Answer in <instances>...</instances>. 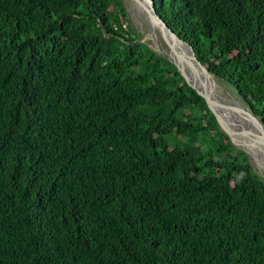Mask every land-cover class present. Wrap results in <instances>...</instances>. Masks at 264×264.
Returning <instances> with one entry per match:
<instances>
[{"label":"trees","instance_id":"16d2710c","mask_svg":"<svg viewBox=\"0 0 264 264\" xmlns=\"http://www.w3.org/2000/svg\"><path fill=\"white\" fill-rule=\"evenodd\" d=\"M154 2L264 122V0ZM0 264H264V179L124 0H0Z\"/></svg>","mask_w":264,"mask_h":264},{"label":"rangeland","instance_id":"374dc122","mask_svg":"<svg viewBox=\"0 0 264 264\" xmlns=\"http://www.w3.org/2000/svg\"><path fill=\"white\" fill-rule=\"evenodd\" d=\"M140 1L141 3L143 2L142 0ZM141 3L138 0H124L128 19L130 21V26L136 34L140 35V39L142 40V42H147L149 46L156 51L165 49L167 55L169 57L171 56L170 58L177 59L176 54H174L175 51L173 48V43H171L167 39L168 37H166V40L163 38L160 31L151 22L148 14L142 8ZM211 80L217 84V95L220 100H223L226 105H230L233 108H238L240 106L243 110H245L246 114L251 115L249 108L240 100V98L232 89H230L226 85L217 82L216 80ZM218 118L223 133L228 136V138L238 149H241L242 151H246L248 153V157L255 172L264 179V162L254 156V154L245 145V143L238 136V134H236L233 129L229 127L220 116H218ZM254 126L258 128L259 133L255 131V129H251L249 131H252V137L255 138V140L259 142L261 146H264V125L255 124Z\"/></svg>","mask_w":264,"mask_h":264},{"label":"bare ground","instance_id":"6f19581e","mask_svg":"<svg viewBox=\"0 0 264 264\" xmlns=\"http://www.w3.org/2000/svg\"><path fill=\"white\" fill-rule=\"evenodd\" d=\"M138 1L141 3L140 0ZM142 1L145 2V0ZM167 39L173 43L176 58H180L179 60L194 74L202 87V92L214 101V103H212V109L217 117L220 116L224 122L238 134L254 156L264 162V146H261V144L252 137V131H249L255 129V131L259 133L258 128L254 126L255 123L251 120V116L246 114L245 110L240 106L238 108H233L230 105H226L223 100H220L217 95V84L211 80L212 78L206 72L196 65L190 55L189 48L185 44L173 40L169 36Z\"/></svg>","mask_w":264,"mask_h":264},{"label":"water","instance_id":"95a60500","mask_svg":"<svg viewBox=\"0 0 264 264\" xmlns=\"http://www.w3.org/2000/svg\"><path fill=\"white\" fill-rule=\"evenodd\" d=\"M142 8L144 9V11H146V13L148 14L151 22L156 26V28L160 31L161 35L163 36V38L166 40V37H170L173 40H176L178 42H181L183 44H185L190 51V55L192 57V59L194 60V62L196 63V65H198V67L203 70L204 72H206L213 80L214 78L211 76V74L209 73V71L199 62V60L196 58L193 49L186 44L183 40H181L167 25L166 23L162 20V18L158 15L157 11H156V7H155V2L154 0H145V2L141 3ZM158 52L163 56V58L172 63L178 70V72L180 73V75L182 76V78L192 87L194 88L197 93L203 97L206 100V103L208 105V107L210 108V110L212 111V113L215 115L219 126H220V122H219V118L217 117V115L215 114L214 110L212 109V103H214V101L212 100V98H210L209 96H207L206 94H204L202 92V87L199 83V81L197 80V78L194 76V74L186 67L185 64H183L179 58L172 59L170 58L165 49H161L158 50ZM250 110V109H249ZM250 116H251V120L255 123V124H261L264 125V122L259 119L258 117H256L252 111L250 110ZM221 128V127H220ZM222 130V129H221ZM247 155L248 153L246 151H244Z\"/></svg>","mask_w":264,"mask_h":264},{"label":"built area","instance_id":"2783aa9c","mask_svg":"<svg viewBox=\"0 0 264 264\" xmlns=\"http://www.w3.org/2000/svg\"><path fill=\"white\" fill-rule=\"evenodd\" d=\"M127 30V25L125 24V22L123 20H120V24L119 25H115V30Z\"/></svg>","mask_w":264,"mask_h":264}]
</instances>
